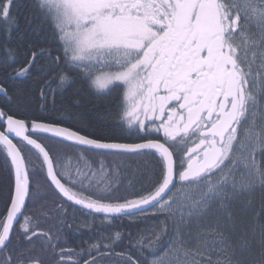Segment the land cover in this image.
Listing matches in <instances>:
<instances>
[{
    "label": "snow or ice",
    "instance_id": "6c2138e0",
    "mask_svg": "<svg viewBox=\"0 0 264 264\" xmlns=\"http://www.w3.org/2000/svg\"><path fill=\"white\" fill-rule=\"evenodd\" d=\"M77 82L116 91V111L66 100ZM109 157L139 158L127 184ZM77 206L129 217L135 243L66 249V219L49 221ZM159 248L264 264V0H0V264H145Z\"/></svg>",
    "mask_w": 264,
    "mask_h": 264
},
{
    "label": "flooded vegetation",
    "instance_id": "af4514ba",
    "mask_svg": "<svg viewBox=\"0 0 264 264\" xmlns=\"http://www.w3.org/2000/svg\"><path fill=\"white\" fill-rule=\"evenodd\" d=\"M14 35V33H13ZM56 55L55 50H53V56ZM116 94V91L111 92L108 95ZM123 137L133 142H140L138 138L129 136L127 133L123 134ZM123 138V139H124ZM102 159V158H97ZM124 180H127V172L128 170L124 169ZM62 219H66L67 223L64 225V232L66 233L67 244L64 245L66 249H74L76 252L81 250V246L87 247L89 244L97 242L98 239H103L105 242H108L109 234L113 236L117 231L122 233V242L118 241L116 243V252L119 253L121 251H127V246L130 244L127 242V239L132 240L133 237L136 238L137 232L133 233L134 227H129L130 218L125 216L116 220L107 221L104 219L103 214H96L95 217L86 215L85 210L80 209L78 206L75 208H68L66 217L57 214L53 220L49 221V223H56L59 225V222ZM132 219H137L139 221L142 219L141 217H136ZM20 222H23V217L20 218ZM95 225L96 227L92 228L89 231L87 226ZM108 227H101L102 225H108ZM70 225V227H69ZM19 225H17L18 227ZM141 226V223H139ZM131 233V236H129ZM133 236V237H132ZM124 243L126 245H124ZM117 257L114 255L112 259L109 260L108 264H116ZM155 258H149V261H153Z\"/></svg>",
    "mask_w": 264,
    "mask_h": 264
},
{
    "label": "trees",
    "instance_id": "16d2710c",
    "mask_svg": "<svg viewBox=\"0 0 264 264\" xmlns=\"http://www.w3.org/2000/svg\"><path fill=\"white\" fill-rule=\"evenodd\" d=\"M45 47H47L45 45ZM11 86V85H9ZM79 91L80 95L76 96V95H72V93ZM116 94H112V95H93L90 94L88 91H86L85 86L81 85L79 82H77V84L73 85L72 88L69 89L68 94L66 95V100L68 101H72V100H76V99H80L81 104L83 105V107L85 109H94L95 115H107L109 112L114 113L116 111ZM37 107H39V105H37ZM115 116H112L111 120H114ZM124 137H122V139L120 140V142H127V143H131L130 141H128L126 139V137L123 139ZM116 158V157H113ZM128 158V157H126ZM129 160H125L126 161V165L128 166V168L122 163L121 167L123 165V167L126 168V170H128L127 172V178L129 181L130 179H132L133 173L135 172L139 161V158L136 157H131L128 158ZM114 160V159H113ZM67 165H71V161L66 160L65 161ZM137 187H139V184H137ZM257 202L259 201V195H257L256 197ZM158 224L159 221L157 220H149V221H144L143 223H141V226H139V230H146V231H152V230H158ZM133 233H135V231L137 232L138 229L136 227L133 228ZM133 237V236H132ZM127 242L129 243H135V238L133 237L132 240L127 239ZM124 245H126L124 243ZM167 250V248H159V249H153L152 251H147L145 253V255H147V260L145 261V264H150L151 262L149 261V258H157L159 256H161L165 251Z\"/></svg>",
    "mask_w": 264,
    "mask_h": 264
},
{
    "label": "rangeland",
    "instance_id": "374dc122",
    "mask_svg": "<svg viewBox=\"0 0 264 264\" xmlns=\"http://www.w3.org/2000/svg\"><path fill=\"white\" fill-rule=\"evenodd\" d=\"M114 159V160H113ZM125 160H129L128 158L126 157H116V158H113V157H109L108 158V163L111 164L112 168H113V171H114V177L113 179H121L124 181L125 184L128 183V178L127 180H124V169H126L125 167H121V164L123 163L127 168L128 166L126 165V161ZM66 163V162H65ZM72 164L73 162L71 163V165H69L68 169L67 170H71V171H75L74 167H72ZM117 166H119V176H116L115 175V169L117 168ZM129 170V169H128ZM160 260L163 262V264H168L169 260L170 259H174V257H170L169 256V250L167 249L161 256L155 258L154 260ZM153 261H151L150 264H152Z\"/></svg>",
    "mask_w": 264,
    "mask_h": 264
},
{
    "label": "water",
    "instance_id": "95a60500",
    "mask_svg": "<svg viewBox=\"0 0 264 264\" xmlns=\"http://www.w3.org/2000/svg\"><path fill=\"white\" fill-rule=\"evenodd\" d=\"M13 141H14V143H15V142H16V138L13 137ZM78 207H79V206H78ZM20 218H21V217H20Z\"/></svg>",
    "mask_w": 264,
    "mask_h": 264
}]
</instances>
